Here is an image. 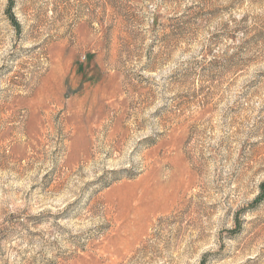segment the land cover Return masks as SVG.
I'll list each match as a JSON object with an SVG mask.
<instances>
[{
  "label": "rangeland",
  "instance_id": "rangeland-1",
  "mask_svg": "<svg viewBox=\"0 0 264 264\" xmlns=\"http://www.w3.org/2000/svg\"><path fill=\"white\" fill-rule=\"evenodd\" d=\"M0 264H264V0H0Z\"/></svg>",
  "mask_w": 264,
  "mask_h": 264
}]
</instances>
